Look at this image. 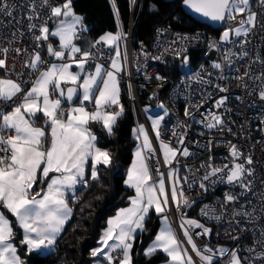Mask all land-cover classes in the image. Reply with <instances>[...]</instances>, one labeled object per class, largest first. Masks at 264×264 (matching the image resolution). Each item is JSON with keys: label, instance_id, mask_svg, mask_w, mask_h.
Here are the masks:
<instances>
[{"label": "snow or ice", "instance_id": "1", "mask_svg": "<svg viewBox=\"0 0 264 264\" xmlns=\"http://www.w3.org/2000/svg\"><path fill=\"white\" fill-rule=\"evenodd\" d=\"M131 2L135 3V0ZM183 3L192 12L213 22L231 23L236 21L237 15H242L243 18L238 21L239 27L226 28L219 42L208 43L210 51L222 53L221 62L211 63V68L220 72L216 79H230L225 75V66L230 71L238 72L232 57L243 60L249 56L245 50L247 41L239 38L248 37L258 23L259 14L251 10V0H183ZM258 3L264 9V0H258ZM112 7L117 17L118 31L115 34L105 33L91 44L90 50H84L75 41L82 39V33L87 29L84 18L74 12L72 0H63L62 3L56 0H21L19 5L15 0L11 4L8 0H0V17L8 18L7 22L0 19V40L7 41L9 45L0 46V70L3 71L0 76V264H25L16 244V228L22 235L19 243L26 247L29 254L53 251L72 217L70 202L75 203L79 198V190L89 187V179L94 182L99 180L100 165L109 168L113 164L112 154L97 146V136L89 127L92 122L102 123L108 135H112L114 125L124 112L120 104L119 74L126 71L128 57L126 48L122 52L120 45L127 37L119 30V12L115 0H112ZM18 8L22 10L19 17L16 15ZM25 21L35 46L40 48L47 42L48 56L57 61L53 63L45 60L40 52L31 54L24 64L30 70L27 73L29 80L22 79L25 73H15L6 63L11 45L18 37L24 36L21 29ZM50 22L52 27L49 26ZM260 23L264 27V22ZM4 29L15 30L9 35ZM52 38H57L56 45L51 42ZM191 39L187 36L178 37V40L184 41ZM221 45H232L240 51L233 52L232 47L225 51ZM105 47L115 53L108 57L110 64L107 67L101 59L105 55ZM15 51L19 55L21 50L17 48ZM172 51L179 58L186 49ZM141 54L145 60L149 58L147 53ZM162 55L151 59L166 63ZM182 59V67L187 68L189 57L184 55ZM253 63L261 65L259 75L251 74L250 64L243 75L234 78L241 82L240 86L248 94L255 89H249L248 84L244 83L245 77L253 82L258 81V99L264 102V59L257 56ZM12 75L16 79H12ZM205 75L211 76L212 73H207L201 65L200 71L188 74L186 79L181 80V84H186L189 90L186 97L189 104L184 109V115L209 130L216 128L223 132L227 127V131L232 132L222 114L201 113L203 120L195 118L192 109L199 111L203 103L211 99L210 94L205 96L204 93V86L212 84L210 79H205ZM156 80L163 81L164 77L157 74ZM29 81L30 87L26 88ZM193 81L201 85L200 95L203 99L199 104L191 100ZM159 87H163V84ZM214 87H218L220 92L228 91L226 86ZM236 98L242 99L239 96ZM149 99H156V95ZM226 100L227 97H221L214 106L217 109L224 108ZM88 105L94 107L89 110ZM114 106L119 110H115ZM157 107L163 114L155 118L149 116V119L159 143L163 164L169 169L167 187L164 174L160 172L156 149L144 126L139 125L133 132L135 138L142 142L137 144L124 181L128 188L134 189L135 196L129 198V207L118 210L115 217L108 219V226L97 241L99 246L90 252L91 257L97 264H101V257L106 264H133L131 253L135 234L146 230V220L154 210L161 217V227L153 242L144 250L145 257H151L159 251L168 257L167 264H196L184 246L186 242L199 264H264V224L256 223L264 218V192L261 193L259 209L246 208L240 202V198L247 196L253 188V181L248 178L254 177L255 170L246 167L253 164L251 155L245 156L236 144L229 141V164H201L196 171L203 169L204 174L198 180L194 178L192 169L184 165L190 175L181 179L179 157L187 159L194 155L186 146L189 125L184 122L173 125L171 134L176 138V144L166 141L163 129L167 125H162V121L170 113L163 102ZM148 111L145 108V112ZM225 111L230 112L231 109L225 108ZM258 118L264 124V103ZM41 119L43 125L38 123ZM212 143L209 140L208 145ZM195 146H200L199 141ZM208 159L211 161L212 157ZM154 160L155 167L152 163ZM241 160L242 163L239 162ZM88 166L90 176L87 174ZM197 184L204 193L210 190V186H229L216 206L204 205L200 209V216L217 225L227 221L228 227L224 233L232 240L239 241L245 233H250L253 237L251 246L242 248L237 244L227 249L205 244L201 248L196 243L194 237H210L213 232L206 223L189 219L182 211L183 208H191L194 203L185 195L184 186L191 190ZM235 188H239L240 192L233 191ZM171 205H175L181 214L180 229L184 241L178 238L168 218L167 210ZM2 210H7L15 218L14 221H10ZM245 224L252 227H245ZM229 229L237 232V235H232ZM216 234L219 235V230ZM241 251L247 255L241 256Z\"/></svg>", "mask_w": 264, "mask_h": 264}, {"label": "built area", "instance_id": "2", "mask_svg": "<svg viewBox=\"0 0 264 264\" xmlns=\"http://www.w3.org/2000/svg\"><path fill=\"white\" fill-rule=\"evenodd\" d=\"M251 1V10L259 14L257 17L258 23L248 37L239 38L241 41H247L245 43V50L249 53V56L243 60H238L235 57H232L238 66V72L230 71L228 67L225 66V75H227L230 79H216V77L220 75V72L211 68V63L213 61L221 62L222 53L214 50L210 51L208 48V43L210 41L219 42V38L222 33L217 35L213 32L203 29H178L174 28L168 23H159L155 26L151 46L149 49H146L141 43H137L135 46L131 45L130 28L132 24L130 23L127 39L124 43V50L126 48L127 51L128 64L126 71L119 74V78L121 81L120 88L124 85L128 95L130 91L129 85H131V95H129V97L132 96L130 99L133 101V103L134 100L137 103L138 110L140 111L145 125L147 123L139 104L137 90L139 88L151 86L153 89L149 94V97L155 94L156 98L159 97L160 90L163 91L160 103L163 102L167 106L170 113V115L166 117L164 121H162V125H167V128L163 129V138L166 141H170L174 145L176 144V138H174L171 134L173 125L177 124L178 122H184L185 124L189 125L187 129L188 136L186 140V146L191 152L194 153V155L187 159L182 156L179 157L180 170L182 171L181 179L184 176L190 175L184 165H187L192 169V172L195 173L194 178L198 180L199 177L204 174L203 169L196 171L197 169H200L201 164H206L209 162L217 166L229 164L231 161L227 146L229 141L233 144H236L245 156L251 155L253 164L246 165V167H251L255 170L254 177L248 178L249 180L253 181V188L252 192L248 193L247 196L240 198V202L244 203L246 208L255 207L256 209H259L261 204V193L264 192V124L260 123L258 117L260 116L262 111V103L264 102H261L258 99V81L253 82L245 77L244 83L248 84L249 89H255V91L251 92V94H248L247 91L240 86L241 82L234 78L237 75H243L245 69L250 64L252 66L251 74L259 75L261 65L259 63H253V61L256 60L257 56H259L261 59H264V27H261L260 23L264 22V9L260 8L258 0ZM8 2L11 4L13 0H8ZM20 2L21 0H15L17 5H19ZM56 2L62 3L63 0H56ZM137 2L138 0H135L133 6L134 10ZM21 14L22 10L18 8L16 12L17 17H19ZM242 18V15H237L236 21L224 23V25L227 28L234 27L236 25L239 26L238 21ZM0 19H3L5 22L8 20L7 17H0ZM84 25L87 28L85 23ZM245 27H248V25H245ZM14 30L15 29H4L3 31L10 35L11 31ZM21 30L24 32V36L18 37V39L11 45L9 52L7 53L6 63L10 69L14 70L15 73H25L22 79L29 80L27 73L30 70L25 68L24 64L27 60H29L31 54L40 52L45 60H51L53 63H56L57 61L50 58L48 54L44 53L41 47L37 48L35 46L32 35L27 32V21H25V25ZM183 36H187L192 39L190 41L178 40V37ZM197 36L199 38H196ZM174 41L177 42L174 43ZM195 45L199 49V60L194 65H188L187 68H183L181 74L176 78L161 72V69L167 64L168 59L178 58L172 49H186V51L180 53V57H183L187 54L190 46ZM0 46L8 47L9 45L7 44V41L0 40ZM220 47L227 51V49L232 47V45H221ZM17 48L21 50L19 55L15 51ZM166 49L167 51H165ZM232 50L233 52L237 53L240 51L238 47H232ZM92 51L95 50L93 49ZM142 52L148 54L149 58L147 60H145V57L141 54ZM104 54V57L101 59L104 65L107 67L110 60L108 57L114 56L115 53L114 50L105 47ZM158 55H162V60L166 61V63L161 62V60L151 59V57ZM201 65H203L207 73H212L211 76L205 75V79H210L212 84L204 86L205 96L210 94L211 99H208L205 103H203V106L200 107L199 111H197L195 108L192 109L195 118L197 120H203L204 116H202L201 113L207 114L209 112H214L216 114H222L223 119L228 123V126L232 128V132L227 131V127L223 132L216 128L209 130L203 127L201 124L194 123L184 115V109L189 104L188 99H186V97L189 95V90L187 89L186 84H181V80L186 79L188 74H195L196 72L200 71ZM137 67H139V71L137 70ZM1 72L3 74L2 70ZM157 74H160L162 77H164V80L157 81ZM11 78L16 79V76L12 75ZM161 83L163 84V87H159ZM214 85L226 86L228 91L220 92L218 87H214ZM25 87H30V81L25 85ZM200 90L201 85L193 81L191 88V93L193 94L191 96L192 102L199 104L202 101L203 97L200 95ZM238 96L242 99L238 100L236 98ZM221 97H227V100L224 108L217 109L214 105L215 102ZM93 107L94 105H88L89 109H92ZM225 108L231 109V111L227 112L225 111ZM110 110L111 109H109V111ZM162 114L163 111H161L160 115ZM245 121H247V123H244ZM242 124L243 129L241 128ZM201 133L203 134L201 135ZM148 134L149 139L153 143V147L156 149L157 158L159 159L160 163V172L164 174L167 187V173L169 169L163 164V157L160 154L159 143L156 141L155 133L150 131L148 128ZM209 140L213 142L210 146L208 145ZM197 141H199V147L195 146ZM209 156L212 157L211 161L208 159ZM239 162L242 163L243 160ZM152 163L155 167V160ZM228 188L229 186L226 184H218L214 188L210 186V190L207 193H204L203 190L199 188L198 184L191 190H189L187 186H184L185 195L190 201H194V203L191 208H183V213L187 218L197 219L202 223H206L208 227L213 229L212 235L210 237H194L196 243L201 248H203L205 244L212 247H224L227 249H232L237 244H239L242 248L244 246L252 245L253 237L250 233H245L239 241L232 240L224 233V229L228 227L227 221L221 225H217L215 222L207 221L200 216V209L204 205L216 206L217 201L223 199L224 192L227 191ZM233 191L239 193L240 189L235 188ZM247 201H251V203L248 204ZM192 209L193 216L188 217V213L192 211ZM167 211L171 225L175 229L178 238L181 241H184V237L180 229V212L177 211L175 205H171ZM256 214L259 215V212ZM256 223L264 224V218L256 221ZM244 226L252 227V225L249 224H245ZM217 230H219V235L216 234ZM229 231L232 230L229 229ZM232 235H237V232L232 231ZM184 246L188 249L190 255H192L194 261H196V264H199L195 254L191 252L190 246H188L186 242ZM240 255L246 256L247 253L241 251Z\"/></svg>", "mask_w": 264, "mask_h": 264}, {"label": "trees", "instance_id": "3", "mask_svg": "<svg viewBox=\"0 0 264 264\" xmlns=\"http://www.w3.org/2000/svg\"><path fill=\"white\" fill-rule=\"evenodd\" d=\"M181 2L182 0L168 2L138 0L132 13L131 0H115L116 9L119 12V30L125 34L131 23V45L141 43L149 49L155 26L159 23H168L178 29H203L217 35L227 28L224 23L220 29L201 24L183 11ZM72 6L74 12L81 15L87 25V31L82 33V39L75 41L84 50H89L91 44L103 33L118 31L112 0H72ZM41 48L45 53L44 44ZM186 55L189 57V65H194L199 60L198 47L190 46ZM182 64V57L170 58L161 72L176 78L183 71ZM152 89L153 87L149 86L137 90L141 107L156 106L160 103L163 91L160 90L159 97L150 100L149 94ZM120 104L124 112L114 125L112 135H108L101 123L89 124L91 131L97 136V144L112 154L113 164L109 168L100 165L99 180L94 182L89 179V187L79 190V198L75 203L70 202V207L73 209L72 217L65 225L54 250L29 254L26 247L19 243L22 238L20 230L15 229L18 233L16 244L25 264H90L94 259L90 252L97 244L106 219L118 208L127 205L132 191L124 185V179L136 143L132 137V131L138 121V115L124 85L121 86ZM38 123L43 125V120L41 119ZM87 174L90 176L89 173ZM2 211L6 213L10 221H14L15 218L7 213V210ZM191 216H193V209L188 213V217ZM160 219L161 217L151 211L145 223L146 230L136 235L131 253L133 264H158L166 260V256L159 251L151 257L144 256V250L158 230Z\"/></svg>", "mask_w": 264, "mask_h": 264}, {"label": "crops", "instance_id": "4", "mask_svg": "<svg viewBox=\"0 0 264 264\" xmlns=\"http://www.w3.org/2000/svg\"><path fill=\"white\" fill-rule=\"evenodd\" d=\"M79 15V14H78ZM81 16V15H80ZM49 26L50 27H52V24H51V22H50V24H49ZM117 32V31H116ZM116 32H105V33H113V34H115ZM105 33H103L102 35H104ZM101 35V36H102ZM99 39V38H98ZM54 45H56L57 43H58V40H57V38H52V41H51ZM76 43V42H75ZM44 45H45V53L47 54V47H46V45H47V42H44L43 43ZM79 46V45H78ZM120 48H121V51L123 52L124 51V42L123 43H121V45H120ZM110 64V60H109V62H108V65ZM107 65V66H108ZM75 70V69H74ZM123 73V72H122ZM3 74H2V72H1V70H0V76H2ZM89 110H91V109H89ZM111 110H113V109H111ZM110 110V111H111ZM115 110H119V108L118 107H115ZM158 110H160V111H162L161 109H159L158 108ZM161 114V113H160ZM160 114H155V115H151V114H148V115H146V117H145V120H146V125H145V123H144V121H143V119H141V122H136V124H135V126H134V128H133V130L134 129H137L138 128V126L139 125H143L144 126V128H145V130H146V132L148 133V128H149V130L150 131H152V125H151V120L149 119V116H152L153 118H155L157 115H160ZM102 124V123H101ZM153 132V131H152ZM132 137L134 138V140L136 141V143H135V146H134V148H133V151H132V158H131V161H130V164L128 165V167H127V169H126V175H125V179H124V181L127 179V170H128V168L131 166V164H132V161H133V158H134V152L136 151V149H137V144L138 143H140V142H142V141H138L136 138H135V136H134V132L132 131ZM97 146L98 147H100L98 144H97ZM101 148V147H100ZM101 149H103V148H101ZM103 150H105V149H103ZM90 172H91V170H90V166H88V168H87V173H89L90 174ZM124 185H125V182H124ZM126 186V185H125ZM127 187V186H126ZM131 191H132V195L130 196V197H133V196H135V191H134V189H131V188H129ZM130 206V203H129V201H128V203H127V205L126 206H123V207H121V208H118L111 216H109L107 219H106V223H105V226H104V228L102 229V231L104 230V229H106L107 228V221H108V219L109 218H112V217H115L116 216V213H117V211L118 210H120V209H122V208H127V207H129ZM154 211V210H153ZM155 212V211H154ZM160 227H161V219H160V224H159V227H158V230H157V232H156V234H155V236L157 235V233H158V231H159V229H160ZM102 231H101V233H100V235H99V238H100V236H101V234H102ZM139 233V232H138ZM138 233H136L135 234V236L138 234ZM155 236H154V238L152 239V241L148 244V246L153 242V240L155 239ZM99 238H98V240H99ZM99 245H98V243L96 244V246L94 247V248H96V247H98ZM147 246V247H148ZM147 247H146V249H147ZM145 249V250H146ZM163 253V252H162ZM164 254V253H163ZM165 255V254H164ZM166 256V255H165ZM167 262H168V257L166 256V260L165 261H163V262H160V263H158V264H167ZM90 264H97V262H96V260L95 259H93L92 260V262L90 263ZM101 264H106V262H103L102 261V257H101ZM117 264H118V262H117Z\"/></svg>", "mask_w": 264, "mask_h": 264}, {"label": "rangeland", "instance_id": "5", "mask_svg": "<svg viewBox=\"0 0 264 264\" xmlns=\"http://www.w3.org/2000/svg\"><path fill=\"white\" fill-rule=\"evenodd\" d=\"M252 2V1H251ZM133 6H134V3H132L131 2V10L132 11H134V8H133ZM137 6V5H136ZM136 8V7H135ZM234 27H239L238 25H236V26H234ZM233 27V28H234ZM129 29V28H128ZM226 29V28H225ZM129 31V30H128ZM128 31L125 33V35H126V37H127V35H128ZM130 32L132 33V26H131V28H130ZM126 42V41H125ZM124 42V43H125ZM129 95H131L130 94V91H129ZM131 98H132V96H130ZM158 105V104H157ZM157 105L156 106H147V105H144V106H142L141 107V110H142V113H143V115H144V117H146V115H148V114H153V115H155V114H160L161 113V111L160 110H158V107H157ZM134 107H135V109H136V113H137V115H138V121L137 122H141V119H143L142 118V116H141V114H140V111L138 110V106H137V103L135 102V100H134ZM145 108H148L149 109V111L146 113L145 112ZM181 171H179V176L181 177ZM153 177L154 178H156V173L155 172H153ZM167 215H168V211H167ZM168 218H169V216H168ZM172 226V225H171ZM190 254V253H189Z\"/></svg>", "mask_w": 264, "mask_h": 264}, {"label": "water", "instance_id": "6", "mask_svg": "<svg viewBox=\"0 0 264 264\" xmlns=\"http://www.w3.org/2000/svg\"><path fill=\"white\" fill-rule=\"evenodd\" d=\"M164 1H167L168 2V1H172V0H164ZM181 7H182L183 11L186 14L190 15L193 19L199 21L201 24L208 25V26H210L213 29H220V27H221V23L220 22H213L211 20H208V19H206L204 17H201L200 15L192 12L190 9H188L184 5L183 0L181 2Z\"/></svg>", "mask_w": 264, "mask_h": 264}]
</instances>
